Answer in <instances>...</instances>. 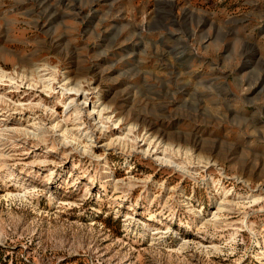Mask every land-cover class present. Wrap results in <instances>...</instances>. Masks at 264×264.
Segmentation results:
<instances>
[{"label": "rangeland", "instance_id": "obj_1", "mask_svg": "<svg viewBox=\"0 0 264 264\" xmlns=\"http://www.w3.org/2000/svg\"><path fill=\"white\" fill-rule=\"evenodd\" d=\"M44 1L0 0V264H264V0Z\"/></svg>", "mask_w": 264, "mask_h": 264}, {"label": "bare ground", "instance_id": "obj_2", "mask_svg": "<svg viewBox=\"0 0 264 264\" xmlns=\"http://www.w3.org/2000/svg\"><path fill=\"white\" fill-rule=\"evenodd\" d=\"M50 0H45L42 4L43 6H47L46 3L49 2ZM49 4V3H48ZM50 6V5H49ZM52 10V9H51ZM54 12V11H53ZM53 15V13H52ZM177 50V48H176ZM243 56V55H242ZM256 65V64H255ZM258 65V64H257ZM263 70V69H262ZM257 71V70H256ZM259 71V70H258ZM264 73V72H263ZM260 75V74H259ZM258 76V74L256 75ZM252 89L253 88H257V87H261V89L264 91V78H257L256 81L251 85Z\"/></svg>", "mask_w": 264, "mask_h": 264}]
</instances>
